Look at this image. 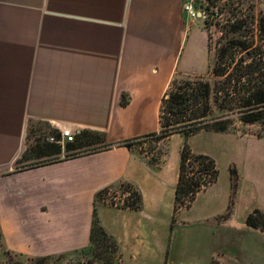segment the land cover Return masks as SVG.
Masks as SVG:
<instances>
[{
	"label": "crops",
	"instance_id": "crops-1",
	"mask_svg": "<svg viewBox=\"0 0 264 264\" xmlns=\"http://www.w3.org/2000/svg\"><path fill=\"white\" fill-rule=\"evenodd\" d=\"M184 2L0 0V228L7 249L43 257L89 248L96 193L127 181L140 190L141 209L105 202L102 224L123 264H167L178 216L211 187L175 211L181 133L166 138L156 159L126 146L67 158L61 144L60 153L48 149L32 159L58 161L16 169L25 162L19 163L28 126L38 122L58 133L101 132L100 144L159 132L162 99L174 78L204 74L209 66L207 32L201 20L187 17ZM176 136L180 144L169 147ZM227 194L220 201L208 196L200 212L233 220Z\"/></svg>",
	"mask_w": 264,
	"mask_h": 264
},
{
	"label": "rangeland",
	"instance_id": "rangeland-1",
	"mask_svg": "<svg viewBox=\"0 0 264 264\" xmlns=\"http://www.w3.org/2000/svg\"><path fill=\"white\" fill-rule=\"evenodd\" d=\"M229 3L234 8L233 10L231 7V12L227 11ZM218 5L224 11L220 24H212L206 28L200 22L208 36V69L204 74L179 75L177 80L181 84L187 81L211 80V68L216 61L218 48L227 38L236 34L231 32L233 21L227 23L226 20L233 16V12L245 20L239 33L253 42V48L260 44L264 46V32L259 29V19L264 15V0H221ZM243 54L238 53V56ZM215 116L216 111L211 110L207 122L214 124L217 120ZM228 119L231 120V117ZM52 129L46 122L28 126L24 153L28 152L27 159L31 161L25 160L18 167L37 163L38 161L32 159L38 153L50 149L49 144H59L49 140L56 136ZM263 135L264 126L261 123L245 124L233 120L225 131L202 129L190 138L189 144L194 152L208 154L215 160L218 179L198 196L190 211L178 216L167 264H264V227L254 228L242 222L246 223L247 215L256 208L264 212V137H260ZM94 139L93 136L91 140ZM165 140L158 141L155 137H147L136 144L135 148L141 152H154V156L161 157L166 148ZM179 144L180 136H176L169 142V147L177 148ZM88 145L75 151L96 149L105 144L94 143L92 148H88ZM49 159L51 158H47ZM198 167L196 162L188 166L190 171ZM226 194L234 203L233 220H229L227 213L218 216L217 220H209L205 217L207 212H200L208 196L213 195L220 201ZM218 210L217 215L220 212ZM105 250L107 251L100 257L87 248L40 259L41 257H30L7 249L0 235V264H123L120 253L109 257L112 248L106 247Z\"/></svg>",
	"mask_w": 264,
	"mask_h": 264
},
{
	"label": "trees",
	"instance_id": "trees-1",
	"mask_svg": "<svg viewBox=\"0 0 264 264\" xmlns=\"http://www.w3.org/2000/svg\"><path fill=\"white\" fill-rule=\"evenodd\" d=\"M207 1V9L210 14H213V7L219 9V15H214L212 20H207L206 28H209L212 24H220L224 11L223 7L218 5L221 0ZM227 7V11L231 12L233 4L229 3ZM226 20L227 23L233 21L231 32H236V34L227 38L218 48L216 61L211 68V80L187 81L181 84L177 77L174 78L170 89L162 99L159 132H152L96 148L98 151V149L103 150L113 146H126L130 150H135V145L144 138L155 137L158 141H162L174 133H181L185 141L181 149L175 211L182 207H189L201 190L218 179L215 160L208 154L193 151L189 144L192 136L202 129L225 131L233 123V120H239L245 124L261 123L264 126V46L260 44L253 48V42L247 40L244 34L239 33L245 20L236 16L235 12L231 18ZM259 29L264 32V15L259 19ZM238 53L244 54L238 56ZM125 96L126 94H123L121 98L122 106H126L129 102ZM211 110L216 111L215 119L217 120L214 124L207 122ZM228 117H231V120ZM53 132L56 134L55 137L59 139L61 134L57 130H53ZM93 136L95 139L92 141ZM260 137H264V135ZM102 142H104V135L101 132L82 130L76 134L74 141L66 144V149L71 152L79 150L87 144ZM49 147L52 154L61 152V145L59 144H49ZM96 149L75 151L68 153L66 157H77L92 153ZM140 154L142 153L140 152ZM27 158L28 152L26 151L19 162H23ZM58 160L59 158L55 157L32 165L20 166L16 170ZM193 162H196L199 167L190 171L188 166ZM116 196L123 198L122 204H118V207L136 210L142 207L140 190L127 181L107 186L96 193L89 249L97 257L107 251L105 250L106 247L112 248L109 257H112L114 253H120L117 240L105 229L99 215L100 205L107 202L109 197H111V203H115L114 197ZM175 222L174 216L173 224ZM246 224L254 228L264 227V212L258 208L254 209L247 215ZM0 235L3 236L1 228ZM49 257L51 256H43L40 259H48Z\"/></svg>",
	"mask_w": 264,
	"mask_h": 264
},
{
	"label": "built area",
	"instance_id": "built-area-1",
	"mask_svg": "<svg viewBox=\"0 0 264 264\" xmlns=\"http://www.w3.org/2000/svg\"><path fill=\"white\" fill-rule=\"evenodd\" d=\"M207 6V0H185L184 11L190 20H201L206 25L207 20H212L214 15H219L218 7H213V14H210ZM60 134L59 139L52 136L49 140L59 144H65L74 141L77 133L72 128L67 127L62 128L60 130ZM114 200L115 203H111V197H109L107 202L116 206H118V204H122L123 202V198L120 196L114 197Z\"/></svg>",
	"mask_w": 264,
	"mask_h": 264
}]
</instances>
